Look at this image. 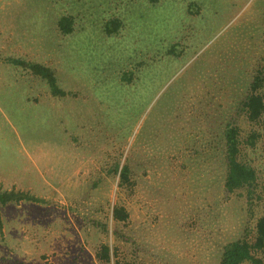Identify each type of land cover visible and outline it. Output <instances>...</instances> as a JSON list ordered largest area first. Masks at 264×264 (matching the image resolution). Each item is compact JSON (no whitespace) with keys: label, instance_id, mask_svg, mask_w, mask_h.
Wrapping results in <instances>:
<instances>
[{"label":"rangeland","instance_id":"1","mask_svg":"<svg viewBox=\"0 0 264 264\" xmlns=\"http://www.w3.org/2000/svg\"><path fill=\"white\" fill-rule=\"evenodd\" d=\"M4 58L46 64L67 96L28 104L49 86ZM255 69L264 0H0V182L45 200L1 207L0 264H101L102 243L122 264H217L264 216L223 189L222 129L246 128ZM259 146L243 160L264 187Z\"/></svg>","mask_w":264,"mask_h":264},{"label":"trees","instance_id":"2","mask_svg":"<svg viewBox=\"0 0 264 264\" xmlns=\"http://www.w3.org/2000/svg\"><path fill=\"white\" fill-rule=\"evenodd\" d=\"M58 27L62 34H69L71 32L70 18H62ZM5 62L44 80L49 86L51 95L58 97L66 95L57 87L56 79L50 68L21 59L7 58ZM263 88L264 71L255 69L246 92L236 106V115L247 125L246 128L237 125L232 119L225 123L222 129L223 189L227 194L237 192L238 196L245 195L249 205L253 204V197H255L256 203L264 198V187L258 185L257 172L243 160L244 148L254 149L260 145L259 147L264 152V95L260 91ZM117 172V187L133 185L128 167L122 166L119 171L115 170V173ZM238 191L243 192L238 193ZM22 201L45 202L27 192L0 191V209L7 203L18 204ZM110 219L111 235L123 238L116 226L128 221V211L123 206L113 205ZM1 225L0 215V228ZM99 226L107 232L105 225L99 224ZM249 233L251 234L249 235ZM95 259L101 264H122L118 260V249L110 247L108 243L100 244L95 253ZM217 264H264V216H259L254 220L251 232L246 229L241 237L222 247Z\"/></svg>","mask_w":264,"mask_h":264},{"label":"crops","instance_id":"3","mask_svg":"<svg viewBox=\"0 0 264 264\" xmlns=\"http://www.w3.org/2000/svg\"><path fill=\"white\" fill-rule=\"evenodd\" d=\"M5 59H7V58H4V61H5ZM28 62H31L30 60H27ZM33 63V62H32ZM41 65H43V66H45L46 64H43V63H40ZM47 67V66H46ZM25 72H27V71H25ZM29 74V73H28ZM35 77H37V76H34V75H32V74H30V75H28V78H29V81H30V83L32 82V80L35 78ZM45 94V96L44 97H46L47 99H44V98H42L41 100H39L37 97L36 98H34V97H32L31 99L30 98H26V102L28 103V104H30V103H32V104H36V105H38V104H40V101L42 102V103H45V102H47V104H50V105H54V104H57V105H59L60 104V100H62L65 96H67V94L65 95V96H63V97H58V96H53V95H51V93H50V90L47 92H45L44 93ZM43 94V95H44ZM59 103V104H58ZM4 182V181H3ZM11 184H10V186H8V187H12V189H9V188H7L6 186H2L1 185V182H0V191H10V190H14V191H20V190H17V183L15 182V184H14V180L13 181H9ZM20 192H22V191H20ZM24 192V191H23ZM45 201V200H44Z\"/></svg>","mask_w":264,"mask_h":264}]
</instances>
